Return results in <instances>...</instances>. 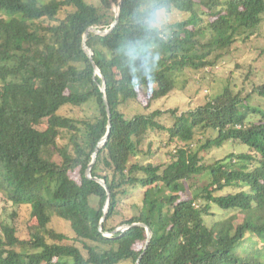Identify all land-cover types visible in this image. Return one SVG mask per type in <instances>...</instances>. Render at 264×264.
I'll return each mask as SVG.
<instances>
[{
    "label": "trees",
    "instance_id": "16d2710c",
    "mask_svg": "<svg viewBox=\"0 0 264 264\" xmlns=\"http://www.w3.org/2000/svg\"><path fill=\"white\" fill-rule=\"evenodd\" d=\"M113 3L118 23L87 36L111 111L109 138L97 149L109 116L83 39L91 26L111 27ZM153 6L186 16L151 27ZM263 27L264 0H0V191L29 209L27 235L0 219V264H264V82L246 95L227 84L189 110H122L140 91L151 94L150 108L187 68L217 67ZM131 47L143 56H129ZM144 56L151 86L135 85ZM84 105L95 114L63 112ZM209 130L215 136L194 150L196 133ZM152 132L185 144L166 162H142ZM228 141L248 150L202 160ZM94 152L92 176L109 194L87 175ZM216 208L227 216L214 220ZM55 216L72 236L49 227ZM139 222L152 229L146 249Z\"/></svg>",
    "mask_w": 264,
    "mask_h": 264
},
{
    "label": "rangeland",
    "instance_id": "374dc122",
    "mask_svg": "<svg viewBox=\"0 0 264 264\" xmlns=\"http://www.w3.org/2000/svg\"><path fill=\"white\" fill-rule=\"evenodd\" d=\"M93 3H98L99 0H89ZM65 14L62 13L61 17ZM186 14L178 12L177 10L166 11V18L164 23L173 22L179 18H184ZM264 27L263 33L256 35L251 41L246 43H235L232 53L226 57V60L221 62L217 67L205 69L187 68L178 77L177 87L168 96L159 98L151 102L150 108L146 107L149 103V91H140L139 96L135 100H129L122 106V110L128 115L132 116L135 113H147L154 109H170L179 108L181 110H189L205 103L208 97L223 90L224 86L231 84L235 86V90H242L246 95L252 91L255 86L261 85L264 82ZM186 80V82H185ZM185 82V83H184ZM258 99V98H255ZM254 101V99H252ZM257 101V100H256ZM260 102H264L260 99ZM65 114L74 117L92 116L95 114L93 105H84L82 107H69L63 110ZM162 122L170 125L172 120L170 114H166L161 118ZM199 132V131H198ZM196 133L197 136L193 140V149L198 150L210 137L215 134L209 130L207 133ZM169 133L161 134L150 133L146 138L145 145H143L144 153L138 155V159L142 162H166L169 160V151L174 150L176 145L185 144L184 141L169 140ZM67 141V140H66ZM63 141V142H66ZM170 141V144L167 145ZM152 142V145L150 143ZM154 152L148 153V150ZM248 146L241 142L228 141L222 146L212 147L207 151H202V160L205 162H213L216 159L222 158L230 152L247 151ZM204 181L203 175H199L197 184ZM203 184V183H202ZM216 215L212 218L218 219L225 217L224 211L216 208ZM229 216V215H228ZM29 218V209L25 206L15 205L9 201L5 194L0 191V219L7 223L16 225L21 235H27L28 227L27 221ZM50 228L66 233L72 236L73 231L69 222L58 217H53Z\"/></svg>",
    "mask_w": 264,
    "mask_h": 264
},
{
    "label": "water",
    "instance_id": "95a60500",
    "mask_svg": "<svg viewBox=\"0 0 264 264\" xmlns=\"http://www.w3.org/2000/svg\"><path fill=\"white\" fill-rule=\"evenodd\" d=\"M112 9L115 13V20L113 21V23L111 24V27L110 28H107L105 30H100V29H97L96 27L94 26H91L88 28V30L86 31V33L84 34V39H83V48L85 50V52L87 53L88 57L91 59V61L93 62V65H94V68H95V72L102 77V80H103V83L101 85V90L102 92L104 93V101L106 103V106H107V111H108V116H109V129H108V132L107 134L101 139V141L98 143V146H97V149L101 146H103L105 144V142L108 140L109 138V134H110V127H111V111H110V106H109V102L107 100V97H106V81H105V78L100 70V68L97 66V64L95 63L94 61V57H93V54H94V51L92 50V48H90L87 44V36H88V33L90 31L92 32H95V33H99V34H108L113 28L114 26L118 23V19H119V15H120V9H121V6H120V3L119 4H115L113 3L112 4ZM96 156H97V152H94L93 154V161L91 162V164L89 165L88 169H87V175L91 178H94L95 180H97L98 182H100L102 185H104L106 187V189L108 190V194H109V189L107 187V184L106 182L101 179V178H98V177H93L92 176V173H91V170H92V166L96 160ZM108 208H109V200L107 201V204L105 206V209H104V216L102 218V221L105 220V217H106V214L108 212ZM133 225H143L146 227V230H147V240H146V244H145V249L147 248L149 242H150V239H151V236H152V229L144 224V223H134ZM129 227V225H123V226H119L117 227L114 232H117V231H120V230H124L125 228ZM109 235V234H108ZM142 257V256H141Z\"/></svg>",
    "mask_w": 264,
    "mask_h": 264
},
{
    "label": "clouds",
    "instance_id": "9594fccd",
    "mask_svg": "<svg viewBox=\"0 0 264 264\" xmlns=\"http://www.w3.org/2000/svg\"><path fill=\"white\" fill-rule=\"evenodd\" d=\"M148 12V24L151 27H157V26H162L165 22V18H166V10L160 8V7H156L153 6L151 9L147 10ZM128 55L132 56L133 58H135L136 56H143V53L140 51V49L136 48V47H131L128 50ZM153 60L157 59L156 57L152 58ZM144 67H145V77L143 79H139V78H134V80H136V84H138L141 80H143L144 82H146L148 85H152L151 80L149 78V71H150V61L148 60V58L146 56H144Z\"/></svg>",
    "mask_w": 264,
    "mask_h": 264
}]
</instances>
